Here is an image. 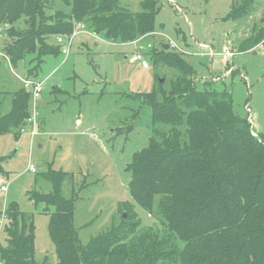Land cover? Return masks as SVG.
Instances as JSON below:
<instances>
[{
	"label": "trees",
	"instance_id": "trees-1",
	"mask_svg": "<svg viewBox=\"0 0 264 264\" xmlns=\"http://www.w3.org/2000/svg\"><path fill=\"white\" fill-rule=\"evenodd\" d=\"M61 2L0 0L3 51L14 67L27 65L25 80L39 81L42 66L64 53L62 45L76 27L113 44H140L151 37L141 47L145 51L135 55H146L155 67L175 76L168 81L166 71L157 76L152 92L126 97L140 104L134 117L151 111L155 137L126 168L133 202L119 204L120 223L83 243L74 225L79 196L76 189L70 198L63 195L75 173L50 168L43 174L52 191L36 192L32 201L55 208L46 214L59 264H264V135L251 127L249 106L247 116L236 113L232 92L214 88L221 79L204 82L208 88L199 89L189 53L163 40L152 42L160 11L157 0H145L142 12L120 7L117 0ZM252 8L251 3H235L224 21L241 20ZM56 39V44L49 42ZM261 42L264 24L243 41L242 53ZM0 96V136L18 133L30 115L31 94L23 88L12 95L1 90ZM5 98L11 109L2 113ZM4 161L0 157V175L7 174ZM134 203L162 228L144 226ZM8 215L10 222L0 225L6 235L0 260L49 264L47 258L36 261L34 214L12 202Z\"/></svg>",
	"mask_w": 264,
	"mask_h": 264
},
{
	"label": "rangeland",
	"instance_id": "rangeland-1",
	"mask_svg": "<svg viewBox=\"0 0 264 264\" xmlns=\"http://www.w3.org/2000/svg\"><path fill=\"white\" fill-rule=\"evenodd\" d=\"M157 1L160 11L152 42L163 40L166 45L185 49L199 89L208 88L204 82L209 84L220 78L214 88L232 92L235 112L241 116H247L249 106L251 127L264 135V42L249 52L241 51L243 41L264 24H261L264 0ZM144 2L117 0V5L142 12ZM235 3L253 4L251 14L238 21H224ZM150 38L142 42L146 44ZM56 41L49 42L56 44ZM143 43L113 44L101 35L76 27L74 35L62 45L64 53L58 58H48L42 66L39 79L45 87L37 103L31 96L25 126L18 133L0 136V157L5 158L3 167L7 172L0 175V187H7V192L0 193V211H4L2 216L0 212V225L3 220V225L6 220L10 222L8 209L12 202L17 203L19 210L34 214L38 263L47 258L49 264H59L48 231L50 215L46 214L55 208H48L45 203L36 206L32 201L36 192L52 191L51 183L43 178L50 168L76 175L73 184L67 182L63 195L70 198L76 189V196L80 197L76 201L74 225L85 244L112 224L120 223V203L133 202L128 189L131 174L126 168L133 155L143 150L155 134L150 128L151 111L147 109L134 117L140 104L126 97L152 92L157 76L166 71L168 81L175 76L167 68L155 67L143 54L149 69L140 63L133 64L132 57L145 51L141 48ZM27 70L24 62L13 70L6 68L0 55V91L23 89L22 79ZM54 87L58 89L53 90ZM10 109L11 101L5 98L2 113ZM34 110L40 120L29 123ZM31 165L36 173L29 170ZM83 183L87 186L80 192ZM135 210L144 226L162 228L140 206L135 204ZM5 238L3 227L1 244H5ZM0 264L4 263L0 260Z\"/></svg>",
	"mask_w": 264,
	"mask_h": 264
},
{
	"label": "built area",
	"instance_id": "built-area-1",
	"mask_svg": "<svg viewBox=\"0 0 264 264\" xmlns=\"http://www.w3.org/2000/svg\"><path fill=\"white\" fill-rule=\"evenodd\" d=\"M3 33L2 30L0 28V38L2 37ZM60 43L63 41L61 39L58 40ZM132 62L133 63H140L142 65V67L144 68H149V64L146 60L142 59L139 55L132 57ZM25 88L28 90V92H30L31 96H33L34 98V102H37L41 97H40V92L44 90L43 84L39 81H34V80H25ZM35 119L38 120V113L36 110L33 111V116L28 120L29 123H34ZM29 170L32 173H36V168L31 165ZM7 192V187L6 186H1L0 187V193H5ZM4 224V220L2 221V224Z\"/></svg>",
	"mask_w": 264,
	"mask_h": 264
},
{
	"label": "crops",
	"instance_id": "crops-1",
	"mask_svg": "<svg viewBox=\"0 0 264 264\" xmlns=\"http://www.w3.org/2000/svg\"><path fill=\"white\" fill-rule=\"evenodd\" d=\"M171 1H173V0H171ZM78 28V27H77ZM2 37H5L4 35H2ZM1 37V38H2ZM0 38V39H1ZM3 39V38H2ZM4 43H5V39L4 40H0V55L2 56V58L4 59V61L6 62V68H8V69H11V70H13V65L11 64V62H10V60L6 57V55H5V53H4V51H3V48H4ZM3 47V48H2ZM202 48L203 49H205V50H210L207 46H205V45H202ZM212 56H213V54H211ZM130 62H131V60H130ZM132 63V62H131ZM133 64H137V63H133ZM227 76V75H226ZM27 76H25V78H26ZM25 78L24 79H22V82H23V86H24V80H25ZM218 79H220V78H218ZM39 81H40V79H38ZM4 86L6 87V83H5V81H4ZM24 88V87H23ZM55 89H58V87H54L53 88V90H55ZM3 91H5V93H9V95H12V93H14V92H10V91H7V90H5V88H3Z\"/></svg>",
	"mask_w": 264,
	"mask_h": 264
},
{
	"label": "clouds",
	"instance_id": "clouds-1",
	"mask_svg": "<svg viewBox=\"0 0 264 264\" xmlns=\"http://www.w3.org/2000/svg\"><path fill=\"white\" fill-rule=\"evenodd\" d=\"M62 43V42H61ZM169 46H171V47H175L173 44H169ZM175 48H177V47H175ZM142 59H144V60H146V58L145 57H143V56H141V55H139ZM147 61V60H146ZM142 66V65H141ZM144 68V67H143ZM144 69H149V68H144ZM29 80V79H28ZM25 81V80H24ZM39 82H41V81H39ZM43 87H45L44 86V84H43ZM24 89H26L25 88V83H24ZM26 91L28 92V90L26 89ZM28 93H30V92H28ZM38 102V101H37ZM37 102H34V103H37ZM37 111V110H36ZM37 113H38V111H37ZM32 114H33V111H32ZM250 118H251V120H252V117L250 116ZM40 120V118H39V113H38V121ZM254 127H256L255 125H254Z\"/></svg>",
	"mask_w": 264,
	"mask_h": 264
}]
</instances>
